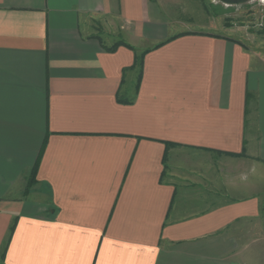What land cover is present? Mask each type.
I'll return each mask as SVG.
<instances>
[{
  "label": "crops",
  "instance_id": "1",
  "mask_svg": "<svg viewBox=\"0 0 264 264\" xmlns=\"http://www.w3.org/2000/svg\"><path fill=\"white\" fill-rule=\"evenodd\" d=\"M151 7L0 0V264H264V49Z\"/></svg>",
  "mask_w": 264,
  "mask_h": 264
},
{
  "label": "rangeland",
  "instance_id": "2",
  "mask_svg": "<svg viewBox=\"0 0 264 264\" xmlns=\"http://www.w3.org/2000/svg\"><path fill=\"white\" fill-rule=\"evenodd\" d=\"M151 10L161 20L155 23L158 29H152L153 23L145 24L144 31H161L163 21L174 34L188 28H204L217 33H229L240 42L254 44L264 49V2L260 0H150ZM101 19V24L94 26L95 33L105 41H116L128 46L122 29ZM160 42L156 38L142 39L139 49L146 50ZM140 51V50H139ZM134 77L131 76V83ZM24 191L27 193L26 187ZM32 196V195H31Z\"/></svg>",
  "mask_w": 264,
  "mask_h": 264
},
{
  "label": "trees",
  "instance_id": "3",
  "mask_svg": "<svg viewBox=\"0 0 264 264\" xmlns=\"http://www.w3.org/2000/svg\"><path fill=\"white\" fill-rule=\"evenodd\" d=\"M224 1H226V2H234V1H236V0H224ZM171 39V37L170 38H168L167 40H165V41H162V42H160L158 45H156V46H159V45H162L164 42H167V41H169ZM143 54L144 53H142L140 56H138L137 57V59H136V65L138 66V68L140 69L139 70V72L141 71V67H142V57H143ZM140 74L139 73H137V80L139 81L140 80V76H139ZM34 175H35V166H34V168L31 170V173H30V176H29V179H28V181H27V188H26V190H28L29 188H30V186H32V184H33V181H34Z\"/></svg>",
  "mask_w": 264,
  "mask_h": 264
},
{
  "label": "built area",
  "instance_id": "4",
  "mask_svg": "<svg viewBox=\"0 0 264 264\" xmlns=\"http://www.w3.org/2000/svg\"><path fill=\"white\" fill-rule=\"evenodd\" d=\"M260 1L264 2V0H260Z\"/></svg>",
  "mask_w": 264,
  "mask_h": 264
}]
</instances>
